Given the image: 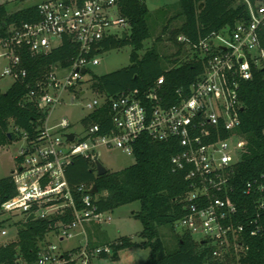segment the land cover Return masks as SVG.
Returning a JSON list of instances; mask_svg holds the SVG:
<instances>
[{"label": "built area", "instance_id": "built-area-1", "mask_svg": "<svg viewBox=\"0 0 264 264\" xmlns=\"http://www.w3.org/2000/svg\"><path fill=\"white\" fill-rule=\"evenodd\" d=\"M243 1L249 16L234 26L226 25L197 40L178 36L186 51L182 60L200 61L203 70L187 87L177 89L175 101L163 94L165 76L161 75L147 93L126 89L117 96L98 94L86 103L91 112L110 103L113 127L107 132H101L100 123L82 122V128L74 131L67 117L52 126L46 118L43 136L32 143L27 140L11 172L16 194L5 200L0 196V226L11 222L17 227V237L0 246L18 240L21 225L28 221L54 222L38 244L35 259L21 253L14 261L0 264H95L103 254L115 257L111 243L94 245L85 231L87 224L110 223L111 211L100 210L96 204L93 183L71 186L66 169L77 155L96 163L102 147L121 148L133 156L135 142L143 134L173 143L177 150L171 157L172 170L184 173L188 181L186 212L174 225L210 247L220 264H248L243 261L250 247L246 238L264 237V174L245 186L254 211L245 221H240L239 205L229 192L245 143L238 131L241 83L252 79L254 69L264 64V0ZM38 9L39 20L24 22L0 37V56L8 58L3 75L26 80L28 69L18 48L26 47L34 54L47 52L59 46L65 35L77 42L78 52L71 63L54 65L28 92V98L48 116L65 93L73 94L71 103H75L76 91L71 87L77 90L90 66L101 62L103 41L127 36L132 27L121 12L120 0H46ZM68 133H74L72 140ZM32 213L35 217L29 220ZM3 232L8 233L7 228ZM78 233L79 242L72 247L55 241L65 242Z\"/></svg>", "mask_w": 264, "mask_h": 264}, {"label": "trees", "instance_id": "trees-1", "mask_svg": "<svg viewBox=\"0 0 264 264\" xmlns=\"http://www.w3.org/2000/svg\"><path fill=\"white\" fill-rule=\"evenodd\" d=\"M83 0H79L81 2ZM203 6L201 7V4ZM180 12L184 16L180 26L170 25L172 17L163 26V34L173 42L176 51L162 55L156 45L148 47L143 55L145 40L151 36L148 23L150 9L144 0H120L121 12L131 23V33L119 38L103 41L104 50L131 44V63L128 66L104 74L91 69L92 88L97 94L117 96L126 89L138 88L147 93L158 77L165 76L163 94L175 101L177 89L187 87L203 70L196 60H182L185 54L184 44L178 41L180 34L189 35L197 40L213 30L226 25L234 26L238 20L248 18L249 10L243 0H179ZM175 17V16H174ZM40 19L38 5H32L15 11H9L5 3L0 4V37L8 35L13 27L24 22ZM5 23V25H4ZM162 40V35L158 36ZM264 45V29L261 31ZM22 64L28 69L26 80H16L7 89L0 88V146L13 142L22 134L29 143L38 141L44 133L47 113L38 104L28 98L31 88L49 72L54 65L68 66L78 52V44L69 35L62 43L50 51L34 54L26 47L17 49ZM163 59L179 63L165 69ZM75 90V86L71 87ZM240 97L243 107L240 109L241 125L238 131L244 137L240 161L232 176L230 196L238 203L240 221L254 215L253 198L245 193L249 180L264 174V64L254 69L252 79L241 83ZM82 122L86 125L100 123L101 132L113 127V112L109 102L87 114ZM176 147L170 141H161L143 134L134 146L135 162L118 171L108 170L103 175L96 174V163L77 155L67 166L66 175L71 186L87 182L97 184L98 194L95 202L100 210L113 211L119 206L140 201L141 209L137 216L143 222L141 236L143 246L150 248V255L143 264H220L210 247L203 245L194 235L184 232L177 235V246L168 250L159 237V226L174 223L185 215L184 198L189 191L188 181L182 172H174L171 157ZM20 155L17 156V160ZM17 189L11 176L0 178V196L2 200L15 195ZM71 214L68 215V218ZM54 220L35 219L21 225L19 238L15 242L0 246V262H12L21 253L33 260L37 256L38 244L45 240L46 233ZM101 229V225L95 224ZM94 245L111 243L116 256L121 248L134 244L129 236H120L111 240L108 236L96 232ZM250 247L243 256L248 264H264V237L246 238ZM106 257V254L102 255Z\"/></svg>", "mask_w": 264, "mask_h": 264}, {"label": "rangeland", "instance_id": "rangeland-1", "mask_svg": "<svg viewBox=\"0 0 264 264\" xmlns=\"http://www.w3.org/2000/svg\"><path fill=\"white\" fill-rule=\"evenodd\" d=\"M46 0H0L5 3L9 11H15L32 5H38ZM149 9L150 14L148 23L151 30V36L145 40L144 48L139 53L143 55L148 47L156 45L159 52L164 56L176 51L173 42L168 38V34H163V26L167 23L168 18L172 17L170 25L172 27L180 26L184 21V16L177 15L180 12L179 0H144ZM175 16V17H174ZM162 35V40H158V36ZM132 45L125 44L109 50H103L100 54L101 62L97 65H91L90 69L97 74H104L113 70L128 66L131 63ZM3 51L0 46V52ZM184 56V55H183ZM182 56V58H183ZM8 63V58L0 56V88L7 90L15 81L10 75H3L5 66ZM163 67L169 69L178 65L179 63L167 62L163 59ZM91 75H88L81 82V85L74 93L75 103H71L70 93H65L64 98L49 110L48 124L54 125L60 118L67 117L72 122V130L78 131L82 128V119L91 112L86 107L88 101L93 100L98 96L97 92L93 90ZM80 89H84L85 93H81ZM27 143V137L21 135L13 142L0 146V178L10 176L12 170L17 167V156L21 154L22 148ZM99 160L111 171H118L135 162V158L123 151L121 148H100ZM141 209L140 201H134L117 207L111 211L112 221L104 223L101 229L95 226L85 225V231L90 239H95L96 232L108 236L111 240H115L120 236H129L134 244L128 247L119 249L117 257L106 256L97 257L95 264H143L150 255V248L143 246L145 240L141 236L143 230V222L137 216ZM18 219V217H14ZM3 227L7 228L8 233L3 232ZM78 232L81 230L78 229ZM183 229L171 224H164L159 226V237L165 243L168 250H173L177 246V235L182 234ZM81 233L75 237L61 242L55 239L64 248L74 246L79 242ZM17 237V227L11 222H7L0 226V244L4 241L14 239Z\"/></svg>", "mask_w": 264, "mask_h": 264}, {"label": "water", "instance_id": "water-1", "mask_svg": "<svg viewBox=\"0 0 264 264\" xmlns=\"http://www.w3.org/2000/svg\"><path fill=\"white\" fill-rule=\"evenodd\" d=\"M203 6V3L201 4V7ZM4 25H5V23H4ZM0 27H1V25H0ZM126 38V35H123V39H125ZM86 71H87V69L86 68H83L82 69V72L83 73H86ZM67 137L69 138V139H73V137H74V133H68L67 134ZM96 170H97V172H98V175H103V174H105V173H107V171L109 170L100 160H97L96 161ZM98 186H97V184H94L93 185V188L91 189V193H93L94 195H96V194H98ZM35 217V214L34 213H32V214H30L29 215V220L30 219H33ZM114 256H116V254L114 255Z\"/></svg>", "mask_w": 264, "mask_h": 264}]
</instances>
